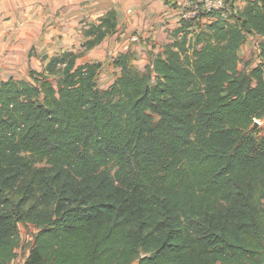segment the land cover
Masks as SVG:
<instances>
[{
	"label": "trees",
	"instance_id": "16d2710c",
	"mask_svg": "<svg viewBox=\"0 0 264 264\" xmlns=\"http://www.w3.org/2000/svg\"><path fill=\"white\" fill-rule=\"evenodd\" d=\"M246 1L183 20L145 70L120 53L107 89L74 50L0 82V264L20 222L36 228L23 264H264V0ZM117 30L113 9L84 49Z\"/></svg>",
	"mask_w": 264,
	"mask_h": 264
},
{
	"label": "crops",
	"instance_id": "0c3cea01",
	"mask_svg": "<svg viewBox=\"0 0 264 264\" xmlns=\"http://www.w3.org/2000/svg\"><path fill=\"white\" fill-rule=\"evenodd\" d=\"M232 1L240 9L247 4L246 0ZM176 2L178 0H0V82L12 77L28 78L31 68L44 67V55L74 50L81 52L79 62L101 64L98 85L107 89L122 74V67L115 64L110 52L117 57L131 51L133 64L145 70L157 53L177 39L175 31L182 25V7ZM113 9L118 15V30L97 46L85 50V28ZM207 21L208 17L200 19L202 25ZM135 35L137 39H132ZM29 252L30 246L19 264H23Z\"/></svg>",
	"mask_w": 264,
	"mask_h": 264
},
{
	"label": "rangeland",
	"instance_id": "374dc122",
	"mask_svg": "<svg viewBox=\"0 0 264 264\" xmlns=\"http://www.w3.org/2000/svg\"><path fill=\"white\" fill-rule=\"evenodd\" d=\"M178 4V2H176ZM202 16L197 17V27L199 26L200 19ZM195 21V20H194ZM260 38L255 34H249L246 43L240 51L241 61L239 68L242 70L250 71L251 66L255 65L259 61V45ZM251 131H256L255 133L259 136L264 135V117L255 118ZM20 238L21 246L18 249V256L13 261L12 264H19L27 248L30 246L32 239L36 233V228L30 223L20 222ZM20 255V256H19ZM133 264H137L135 261Z\"/></svg>",
	"mask_w": 264,
	"mask_h": 264
},
{
	"label": "built area",
	"instance_id": "2783aa9c",
	"mask_svg": "<svg viewBox=\"0 0 264 264\" xmlns=\"http://www.w3.org/2000/svg\"><path fill=\"white\" fill-rule=\"evenodd\" d=\"M182 7L181 20H197V17H208V13L212 11L223 10L227 6V0H178ZM209 19V17H208ZM132 39H137L133 36ZM113 59L116 55L110 52Z\"/></svg>",
	"mask_w": 264,
	"mask_h": 264
}]
</instances>
